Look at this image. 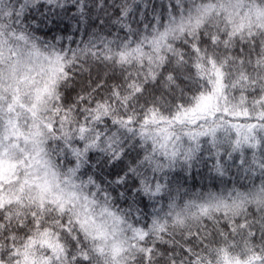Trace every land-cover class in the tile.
I'll return each instance as SVG.
<instances>
[{
    "label": "snow or ice",
    "instance_id": "6c2138e0",
    "mask_svg": "<svg viewBox=\"0 0 264 264\" xmlns=\"http://www.w3.org/2000/svg\"><path fill=\"white\" fill-rule=\"evenodd\" d=\"M0 264H264V0H0Z\"/></svg>",
    "mask_w": 264,
    "mask_h": 264
},
{
    "label": "trees",
    "instance_id": "16d2710c",
    "mask_svg": "<svg viewBox=\"0 0 264 264\" xmlns=\"http://www.w3.org/2000/svg\"><path fill=\"white\" fill-rule=\"evenodd\" d=\"M73 39L76 41H79L81 39L87 40L88 37L76 34L73 36ZM71 46L73 48H75L76 44L73 43ZM93 71L95 73V69ZM101 75H103V72H101ZM77 83H79V78L77 80ZM111 83H112V79L110 78L109 84H111ZM233 172H234V170H233ZM207 175H208V169L206 167L194 168L192 170L191 177L186 178V186L192 188L193 190L200 189V188H206L208 186V184L210 183V181L208 179H206ZM225 178L227 179L228 177H225ZM257 182H258V180H257Z\"/></svg>",
    "mask_w": 264,
    "mask_h": 264
}]
</instances>
